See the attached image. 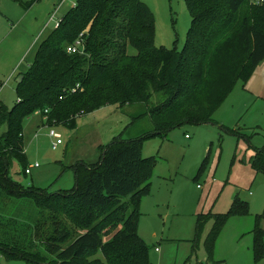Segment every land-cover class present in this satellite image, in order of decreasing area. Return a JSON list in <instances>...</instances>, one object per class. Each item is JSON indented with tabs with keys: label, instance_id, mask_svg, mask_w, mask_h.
<instances>
[{
	"label": "trees",
	"instance_id": "1",
	"mask_svg": "<svg viewBox=\"0 0 264 264\" xmlns=\"http://www.w3.org/2000/svg\"><path fill=\"white\" fill-rule=\"evenodd\" d=\"M15 1L26 9L36 2ZM186 3L192 25L181 49L155 46V16L141 0H77L42 40L20 74L17 103L11 109L0 104V202L7 207L26 199L37 210L33 219L22 220L0 213V253L8 260L153 264L139 222L157 159L142 156L143 141L185 125L214 123L237 83L248 81L264 61V0ZM80 40L83 51L69 53ZM130 48L136 54H129ZM108 106L143 108L153 132L130 140L115 137L102 147L98 163L74 166L71 190L50 193L10 177L12 160L24 173L29 167L24 124L32 115L40 113L48 127L72 129L79 116ZM252 167L264 176V148L257 150ZM248 213V203L236 200L227 214L198 217L196 244L214 221L205 242L210 262L229 219ZM253 252L256 259L264 257L259 222Z\"/></svg>",
	"mask_w": 264,
	"mask_h": 264
},
{
	"label": "rangeland",
	"instance_id": "2",
	"mask_svg": "<svg viewBox=\"0 0 264 264\" xmlns=\"http://www.w3.org/2000/svg\"><path fill=\"white\" fill-rule=\"evenodd\" d=\"M141 1L155 16V46L181 49L192 25L186 0ZM76 3L36 0L26 9L15 0H0V104L15 106L18 77L33 62L55 22ZM128 53L136 51L130 48ZM213 119L214 123L185 125L142 143V156L157 159L150 190L141 198L139 222V236L149 246L153 264H264V257L256 259L253 252L257 222L264 231V176L252 167L257 150L264 148V61L248 81L237 83ZM43 122L36 113L24 124V148L32 173L25 175L17 160H12L9 172L17 183L50 193L73 189L74 166L98 163L102 147L115 137L122 134L130 140L153 132L141 107H104L79 116L72 129ZM50 129L61 135L63 144L57 150L52 149L56 139L49 136ZM36 163L39 167L34 168ZM236 200L248 203L249 213L229 219L210 262L205 242L214 221L207 223L196 244L198 217L227 214ZM10 204L4 207L0 202L1 215L22 220L37 213L29 200ZM0 264L32 263L8 260L0 253Z\"/></svg>",
	"mask_w": 264,
	"mask_h": 264
},
{
	"label": "built area",
	"instance_id": "3",
	"mask_svg": "<svg viewBox=\"0 0 264 264\" xmlns=\"http://www.w3.org/2000/svg\"><path fill=\"white\" fill-rule=\"evenodd\" d=\"M53 19H54V16L52 17V20H53ZM58 23H59V20L55 22V25H54V26H55V27H58ZM82 49H83V44H82V41L80 40V41H78V42L75 44V46L69 47V48L67 49V51H68L69 53H76V52H82V51H83ZM78 88H79V86H77V87H75V88H72V89L70 90V92H71V93H76L77 90H78ZM46 112H47V111H46ZM49 136H50L51 138H55V139H56V141H52L51 145H52V149H53V150H57V149L59 148V146H61V145L63 144V141H62V139H61V135H60L59 133H57L54 129H50ZM37 167H39V164H38V163H36V164L34 165V168H37ZM25 173H26L27 175H30V174L32 173V168H31V167H28V168L26 169Z\"/></svg>",
	"mask_w": 264,
	"mask_h": 264
},
{
	"label": "water",
	"instance_id": "4",
	"mask_svg": "<svg viewBox=\"0 0 264 264\" xmlns=\"http://www.w3.org/2000/svg\"><path fill=\"white\" fill-rule=\"evenodd\" d=\"M24 77L23 76H19L17 79V84H20L23 81Z\"/></svg>",
	"mask_w": 264,
	"mask_h": 264
},
{
	"label": "crops",
	"instance_id": "5",
	"mask_svg": "<svg viewBox=\"0 0 264 264\" xmlns=\"http://www.w3.org/2000/svg\"><path fill=\"white\" fill-rule=\"evenodd\" d=\"M156 251L158 250V248L155 249Z\"/></svg>",
	"mask_w": 264,
	"mask_h": 264
}]
</instances>
